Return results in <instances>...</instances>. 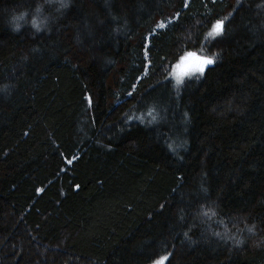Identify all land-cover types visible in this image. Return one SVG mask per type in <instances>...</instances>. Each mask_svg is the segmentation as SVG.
<instances>
[{"label":"trees","instance_id":"1","mask_svg":"<svg viewBox=\"0 0 264 264\" xmlns=\"http://www.w3.org/2000/svg\"><path fill=\"white\" fill-rule=\"evenodd\" d=\"M182 3L0 0V264H264V0Z\"/></svg>","mask_w":264,"mask_h":264},{"label":"snow or ice","instance_id":"2","mask_svg":"<svg viewBox=\"0 0 264 264\" xmlns=\"http://www.w3.org/2000/svg\"><path fill=\"white\" fill-rule=\"evenodd\" d=\"M62 7L65 5H61ZM189 7V0H183L182 3V10L187 9ZM239 7H242V5H240L238 3L235 11L239 10ZM181 21V12L177 11L174 14L171 15V17L167 20V22H159L156 24V28L157 29H166L168 28L169 25H173V26H178V27H183V25L180 23ZM211 23V21H209ZM223 24L224 21L223 20H216L213 26V31L216 35H219L223 32ZM152 33H149V36H151ZM145 40L148 39V37L144 38ZM187 56H194V53H188ZM186 57H182L181 59H186ZM196 59L199 61V63L192 69L193 72H199V73H203L204 71V67L206 65H210L213 63V60L211 58L208 57H196ZM190 75V74H189ZM183 84V80L181 79H177L176 80V87L179 88L181 85ZM129 96H131V93H129ZM87 103L89 104V106H91V97H87ZM69 163H71V161H69ZM196 204H199V201H196ZM195 206V205H193ZM180 219H183V216L180 217ZM186 235V233H185ZM237 243H239V241H237ZM170 256L171 253H169L168 255H164V256H160L158 259H155L153 261V264H166V262H168V264H170Z\"/></svg>","mask_w":264,"mask_h":264},{"label":"rangeland","instance_id":"3","mask_svg":"<svg viewBox=\"0 0 264 264\" xmlns=\"http://www.w3.org/2000/svg\"><path fill=\"white\" fill-rule=\"evenodd\" d=\"M188 54V53H187ZM187 54L183 57H186ZM196 57H201L197 54H194V56H187L186 59H181L180 62L175 66L174 68V73H173V78L175 80L182 79L184 76L192 74V73H198V72H193L192 69L199 63V61L196 59ZM206 65L204 69L207 67Z\"/></svg>","mask_w":264,"mask_h":264},{"label":"clouds","instance_id":"4","mask_svg":"<svg viewBox=\"0 0 264 264\" xmlns=\"http://www.w3.org/2000/svg\"><path fill=\"white\" fill-rule=\"evenodd\" d=\"M23 17H24V14L23 13H21L19 16H15V17H13V19H15V20H21V19H23ZM33 23H35V21H33ZM17 27H19V25L17 24Z\"/></svg>","mask_w":264,"mask_h":264}]
</instances>
